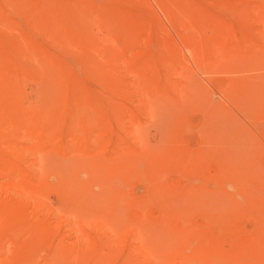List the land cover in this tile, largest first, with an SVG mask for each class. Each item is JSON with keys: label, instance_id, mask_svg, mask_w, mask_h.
Here are the masks:
<instances>
[{"label": "rangeland", "instance_id": "1", "mask_svg": "<svg viewBox=\"0 0 264 264\" xmlns=\"http://www.w3.org/2000/svg\"><path fill=\"white\" fill-rule=\"evenodd\" d=\"M0 264H264V0H0Z\"/></svg>", "mask_w": 264, "mask_h": 264}]
</instances>
